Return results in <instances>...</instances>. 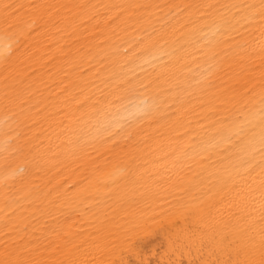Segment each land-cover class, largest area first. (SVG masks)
Instances as JSON below:
<instances>
[{
    "label": "bare ground",
    "instance_id": "obj_1",
    "mask_svg": "<svg viewBox=\"0 0 264 264\" xmlns=\"http://www.w3.org/2000/svg\"><path fill=\"white\" fill-rule=\"evenodd\" d=\"M0 264H264V0H0Z\"/></svg>",
    "mask_w": 264,
    "mask_h": 264
}]
</instances>
